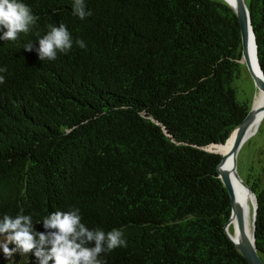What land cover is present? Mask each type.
<instances>
[{
  "label": "trees",
  "instance_id": "obj_1",
  "mask_svg": "<svg viewBox=\"0 0 264 264\" xmlns=\"http://www.w3.org/2000/svg\"><path fill=\"white\" fill-rule=\"evenodd\" d=\"M22 2L35 23L0 40V219L31 215L46 232L45 216L79 208L90 230L127 241L102 264H249L226 232L231 197L211 151L250 112L235 13L223 0H85L81 20L73 0ZM247 3L264 73V0ZM61 23L72 49L41 61L38 37ZM250 188L264 261V183ZM0 264L39 260L1 248Z\"/></svg>",
  "mask_w": 264,
  "mask_h": 264
},
{
  "label": "clouds",
  "instance_id": "obj_2",
  "mask_svg": "<svg viewBox=\"0 0 264 264\" xmlns=\"http://www.w3.org/2000/svg\"><path fill=\"white\" fill-rule=\"evenodd\" d=\"M234 13H238V0H223ZM73 15L81 20L92 15L87 10L85 0H73ZM37 17L22 0H0V40L15 41L18 34L27 33ZM46 35L39 38V47L35 48L41 61L55 60L57 53H67L73 47L72 36L63 23L50 25ZM75 43L86 48L82 39ZM24 49L33 51L32 43ZM7 72V67L0 68ZM5 77L0 76V84ZM46 232H38L33 226L31 215L18 214L15 217L4 215L0 219V248L6 256L15 252L27 254L34 252L39 264H102L98 257L118 247H127L123 232L112 229L107 233L102 229H89L81 222L79 208L68 211H55L42 221ZM40 222V223H41ZM10 245L14 247L10 248Z\"/></svg>",
  "mask_w": 264,
  "mask_h": 264
},
{
  "label": "water",
  "instance_id": "obj_3",
  "mask_svg": "<svg viewBox=\"0 0 264 264\" xmlns=\"http://www.w3.org/2000/svg\"><path fill=\"white\" fill-rule=\"evenodd\" d=\"M235 15L237 16L239 20L240 30H241V39H242L241 63H244L247 66L257 87L261 90V92H264V73L259 63L258 45L256 42V37H255L254 30H253L252 22H251V15H250L248 3L246 0H238V13H235ZM251 33L254 37V44L256 48L257 71L253 70V67L249 59V54H248L249 36ZM260 112H264V106L255 107V104H254L253 108L250 110V112L248 113L247 117L242 122V124L239 127H237L235 131L231 134V136L235 134L234 146L230 154L234 156V173L236 175V178H238L242 182L243 186L247 189L248 193L250 194V196L253 197L255 201L254 212H253V223H252V227H253L252 240H250L246 234L243 212L236 203V195H235V190L233 186V180H232L231 174L225 168V163L229 156L225 154H221L222 160H221V163L219 165V170H218L219 176L223 184L227 188L229 195L231 197L232 214H231L230 220L228 221L226 225V232L229 238L231 239V241L235 244L236 248L240 251V253L243 255V257L247 260L249 264H264V261L259 256L258 250L256 248V243H255V233L254 232H255V227H256V216H257L258 204H257L256 196L254 192L251 190L250 186L239 177V174L237 172V155L243 143L252 134L251 133L252 125ZM219 145H223V144H214L212 146H219ZM233 219L235 220L236 225H237V232L239 235L238 242H236L233 239V237L231 236L229 232V225L231 224Z\"/></svg>",
  "mask_w": 264,
  "mask_h": 264
},
{
  "label": "rangeland",
  "instance_id": "obj_4",
  "mask_svg": "<svg viewBox=\"0 0 264 264\" xmlns=\"http://www.w3.org/2000/svg\"><path fill=\"white\" fill-rule=\"evenodd\" d=\"M246 1L249 2L250 0ZM235 87L238 101L247 103L250 110L254 104L256 107V104L260 101L262 92L257 87L249 69L244 63L241 65L240 75L235 82ZM251 133L241 146L237 155V172L239 177L249 186L255 183L257 179H260L261 183H264V112L257 127ZM220 148H217L215 151L210 150L213 152L217 150L221 151ZM253 201L252 198V205ZM230 231L232 234L235 233L233 226H230Z\"/></svg>",
  "mask_w": 264,
  "mask_h": 264
},
{
  "label": "bare ground",
  "instance_id": "obj_5",
  "mask_svg": "<svg viewBox=\"0 0 264 264\" xmlns=\"http://www.w3.org/2000/svg\"><path fill=\"white\" fill-rule=\"evenodd\" d=\"M248 54H249V59L251 62V65L253 67L254 71H257V64H256V48H255V44H254V37L252 35V33L249 36V46H248ZM258 106H264V92H262L261 94V98L260 101L256 104V107ZM263 112H260L258 114V116L256 117L252 128H251V132L254 131V129L257 127L261 116H262ZM234 140H235V134H233L230 137V142L228 145H224L218 147L221 149L217 150L218 153L220 154H225L228 157L226 163H225V168L229 171V173L231 174L232 180H233V186H234V190H235V195H236V203L237 205L241 208L242 212H243V218H244V223H245V229H246V234L249 237L250 240H252L253 238V227H252V223H253V214H252V209L254 212V205H255V201H253V205L251 202V199L253 198L252 196H250V194L248 193L247 189L243 186L242 182L236 178V175L234 173V156L230 155L232 150H233V146H234ZM254 200V199H253ZM253 206V207H252ZM233 226L235 229V233L231 234L230 230V234L233 237V239L238 242L239 240V235L237 232V225L235 220L233 219V221L231 222V224L229 225Z\"/></svg>",
  "mask_w": 264,
  "mask_h": 264
}]
</instances>
